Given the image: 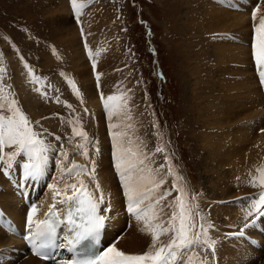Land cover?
I'll list each match as a JSON object with an SVG mask.
<instances>
[{"label":"rangeland","instance_id":"rangeland-1","mask_svg":"<svg viewBox=\"0 0 264 264\" xmlns=\"http://www.w3.org/2000/svg\"><path fill=\"white\" fill-rule=\"evenodd\" d=\"M67 1L70 2V0H0V68L4 69V72L0 73V76L3 77L0 79V87H4V92L9 99L18 101V107L35 125L36 130L44 132L46 141L55 145L56 149L62 140H79L72 137V125L68 123L69 121L79 119L83 130L90 137H94L95 129L93 127L95 128L96 125L93 123L96 117L91 115V110L87 107L89 95H86L87 93L85 94L83 90L87 84L80 81L86 71L88 73L93 71L92 64L84 50L85 37L87 42L86 35H88L86 29L89 30L84 27L86 26L84 24L86 21L90 23L86 27L94 24L95 29H99L100 22L104 21L106 26H104L103 32L106 35L99 31L101 40L98 47H102L103 56L113 53L118 55V58L111 62L115 67L112 66L114 69L113 71L110 69V74L117 76L114 80L118 85L120 77L122 86L121 91L117 94L126 93L130 97L129 107L135 136L151 148V153L157 158L159 166L165 165L161 173L166 174L168 167L164 159L165 155L169 158L165 147L169 146L172 149V160H169L180 179L165 175L166 183L162 190L171 189L174 179H176L178 187L185 186L190 196L197 198L195 203L198 204V211L206 215L209 220L214 221L216 227L213 229L212 235H219L223 220L222 217H219L217 222L216 214H214L216 208L210 197L214 201L216 199L208 191L211 190V187L216 186V181L227 178V175L217 169H204L203 164L208 154L213 160L215 154L216 158L222 156V154H217L213 137H219L216 132L220 131L224 125L219 124L213 117L197 118V113L200 111L199 106H193L190 103V85L192 83H196L199 87L196 94L194 93V98L198 103L205 99L210 92L213 93L212 99L218 96V92L211 88V77H208L206 73L209 72L211 58H208L210 57L209 43L202 39L203 28L206 24L202 23L206 20L199 15L200 0H91L86 4L87 6L93 5L94 8L90 6L93 11L90 9V12L81 16L80 24H77L73 13L62 11L61 7L63 8V4ZM260 1L255 0L252 5H257ZM241 3L240 0L233 4V7L235 6L237 9ZM101 6H106L105 11L108 10V13H103V10L100 9ZM260 6H264V3H261ZM251 12L252 9L247 12L248 21H252L250 19ZM79 27H84L86 35L82 37L79 34L74 39V28L77 33L76 28L80 30ZM248 27H251L250 22ZM251 36L250 28L248 37ZM241 37V39H245V37ZM233 42L244 46L243 43L240 45L239 42ZM99 44L102 45L99 46ZM245 47L249 46L245 45ZM74 49L79 54L83 53V60L87 62L89 68L83 67L79 70L72 63V55L69 51L72 52ZM248 55L250 61L253 62L250 53ZM193 57L195 60H199L201 65L197 75L192 66L194 64ZM24 63H27L33 74L39 78L38 83L30 82L28 72L23 66ZM100 69L102 70L101 66ZM96 71H99L98 68ZM253 72L255 73L254 69ZM96 73L98 74V72ZM254 73L250 76L252 78L250 82L255 83L256 81L257 84L258 79ZM89 78L91 79L90 86L95 89L94 73ZM68 79L73 80L80 90L79 98L72 93L67 84ZM101 82H99L100 85ZM36 87L47 93L46 99L34 91ZM206 88H209V91ZM259 94V97H262V92ZM95 96H97L96 99H100V93L96 92ZM251 96L254 95L250 94L249 98H252ZM56 97H59V103L55 102ZM251 103L253 104V101ZM65 104L71 105V108L66 107ZM84 109L88 110L87 113ZM257 114V110H254L251 116H246L243 120L256 119ZM37 121L39 124H36ZM107 123L106 118L100 123L103 131L107 130ZM261 129L263 128H258V132H263ZM49 133L51 135H48ZM56 137H59V140ZM94 138L97 139L96 136ZM160 139L164 140L163 144ZM108 145L111 146L110 139ZM253 145L256 149L262 148V143L255 142L249 149L254 150ZM157 146L163 147L164 152L156 153ZM246 149H248L247 146H245ZM57 152L56 154L50 153L49 160L56 161ZM107 157V163H110V152ZM96 158L97 161H106L102 156ZM236 159L232 158L235 163L237 160L239 161ZM3 167L4 165L1 163V168ZM226 171H229V168H226ZM238 185L234 184L233 190L234 188L238 189ZM246 188H248V195L259 192L257 187L252 188L250 183ZM234 193L238 195L236 190ZM177 194L173 191L172 196L170 195L166 201L174 200ZM32 200L33 198L28 197L20 201V205L27 211L33 205ZM27 201L28 205H24ZM247 202L249 201H244V203ZM235 203H232L235 205L232 207L239 208L242 205L240 202ZM125 213L124 232L128 230L130 221L126 211ZM258 223H264V218ZM115 229L113 227L112 240L109 242L116 247L125 242L126 236L123 234L122 236L120 234L113 235ZM225 229H227L224 232L225 235L236 231L238 230L237 223L225 227ZM247 238H252V236L248 235L246 239H242L246 246H248ZM230 239L236 240V236H228L222 242ZM261 239H263L262 236L253 241ZM127 242L128 240H126ZM145 243V247H147L150 237L145 240ZM260 255L264 254L260 252Z\"/></svg>","mask_w":264,"mask_h":264},{"label":"snow or ice","instance_id":"snow-or-ice-1","mask_svg":"<svg viewBox=\"0 0 264 264\" xmlns=\"http://www.w3.org/2000/svg\"><path fill=\"white\" fill-rule=\"evenodd\" d=\"M70 7L77 24H80V17L87 4L84 0H70ZM259 10L260 5L257 4L251 12V59L255 65L258 88L264 90V15L259 17L257 23ZM80 34L85 37L82 27ZM229 36L224 34L223 38ZM84 50L91 61L99 90L101 76L96 73L97 62L86 37ZM99 54V51L95 53L97 56ZM23 66L30 82L38 83L39 78L33 74L31 67L27 63ZM3 72L4 69L0 68V73ZM67 84L79 98L81 92L74 81L68 79ZM34 91L42 98H47V93L39 87L34 88ZM129 99L126 93L106 97L100 93V102L108 121L112 167L124 198L122 203L128 216L142 225L139 231L150 237L147 249L141 254H129L118 250L115 245L103 249L98 247L101 234L111 219L107 215L111 211V202L106 199L99 182L98 162L92 159L94 155L102 156L103 149L94 137L83 130L79 119L68 122L72 125V137L80 140L75 145L74 153L82 155L91 168L74 160L69 162L71 153L61 146L55 162L59 178L56 183L47 184L52 203L42 219L37 218L38 206L31 205L26 213L27 234L23 239L31 246L34 257L51 261L52 264H216L215 258L219 254L222 240L229 235L243 237L247 228L264 218V168H257V175H252L249 181L252 187L259 186L261 190L242 198L249 201L243 212V226L220 239L214 238L210 233L216 226L198 211V204L195 203L197 198L190 196L185 186H177L176 179L180 177L174 172L167 155L164 157L168 165L165 175L176 179L171 189L162 190L166 179L160 172L165 165L158 168L151 166L147 145L135 136ZM55 102H60L59 97L55 98ZM65 106L71 108V105ZM84 111L87 113L88 110ZM56 139L59 140V137ZM89 148L92 150L89 151ZM155 152L162 153L164 148L157 146ZM50 153L56 154V146L46 141L44 132L36 130L35 125L18 107V101L9 99L4 87H0V163L4 165L0 172L9 177L13 171H19L21 181L39 180L47 173ZM81 176H87L94 188L90 189ZM61 182L63 188L59 187ZM173 191L178 194L174 200L165 203ZM57 205L62 206V214L57 210ZM59 230H62L63 235ZM64 252L69 255L65 257Z\"/></svg>","mask_w":264,"mask_h":264},{"label":"bare ground","instance_id":"bare-ground-1","mask_svg":"<svg viewBox=\"0 0 264 264\" xmlns=\"http://www.w3.org/2000/svg\"><path fill=\"white\" fill-rule=\"evenodd\" d=\"M86 1L88 0H84V2ZM225 1H227L228 3L226 4ZM238 1L240 0H200L199 15L204 17L206 20V22L202 23H206L203 28L204 36L202 37V39L208 41L209 43L208 51H210V57L208 58H211L209 64V72L207 71L206 73L208 77H211V88H214L215 91L218 92V96H216L217 99H212L213 93L210 92L205 97V99H202L201 102L198 103V101L194 98V93L196 94V91L199 87L196 83H192L190 85V103L193 106H199L200 109V111L197 113V118H201L202 116L203 118L213 117L214 119H216V121H218L219 124L224 125V127L220 131L216 132L219 137H213L214 147L217 148L216 151L218 152L217 154H222V156L216 158L215 154L213 160L210 154H208V157L203 164L204 169H217L220 170L222 174L227 175V178L216 181V186L211 187V190L208 191L209 194H211L212 197L216 199L214 201L209 196L210 200L213 201L212 203L216 208L214 214H216L215 216L217 218V222L219 220V217H222L223 220V224L220 225V234L216 236L218 237L217 239L225 236L224 232L227 230L225 229V227L227 228L234 225L235 223H239V221L241 220V216L243 217L244 210L247 209L243 205L249 203H244L243 201L241 203L242 205H240L241 207L238 208L236 206V208L232 207L235 206L232 205V203L222 205L218 204L217 201L224 198L234 197V195H236L234 193V190H236L237 194H240L242 192L247 193L248 188L246 187L249 184L252 176L251 170L262 168V163H264V131L258 132L257 130L260 127L264 129V99L263 97H259V93H264V90H260L258 88V82L257 84L256 81L255 83L250 82V79L252 81V78H250V76H252V74L254 73V68L253 62L250 61L248 55V53H250L249 47H245L243 45L239 46L233 41L221 39L223 32L226 30L238 31V36H243L248 39L250 30L248 24L250 21H248L246 15L247 12H249L251 9L253 10L254 7L251 4L249 7L245 6L246 9L241 10L239 9L241 6L240 5L239 8L236 9L235 6L233 7V4L237 3ZM254 1L255 0H252V2ZM261 3H264V0H261L259 5ZM90 6L93 5H88L83 9V13L81 16L86 15L92 10V7ZM105 8L106 6H101L100 9L103 10V13H108V10L105 11ZM61 9L65 13H72L69 1L64 3L63 8L61 7ZM261 15H264V6H260V10L257 13V23ZM88 24L90 23L85 21L84 25L88 26ZM100 24L101 27L99 29H95L94 24H91V26L89 27H86L84 25L83 26L89 29H86V31H88V35H86V31L84 33L87 36V43L89 44V48L94 54L93 58L97 62L96 69L98 68L99 71L96 72H98V74H100V76L102 77L100 79V81H102V84L100 85L99 90H97V86H95V83V89L93 86H90L91 79L89 78V76L93 74V71H90V73L86 71V74L81 77L80 81L83 84H87V87H84L83 89L85 94L87 93L86 95H89V97H87V107L89 110H91V115L96 117L93 123V125H96L95 128L93 127V129H95L94 133L97 138L96 143H98L102 147V157H104V159L106 160L97 161L96 155L92 157L93 160L98 162L97 175L99 177V182L104 189L106 199H109L111 202V211L107 213V215H109L111 219L108 221V227L102 233L101 242L103 244V248L112 245L109 241L112 240L111 233L113 227H115L116 229L113 235L120 234L122 236L123 234L126 236L125 242L120 243L116 246V248L129 254H141L147 249V247H145L147 243H145V240L148 239L149 236L139 231L142 225L138 224L134 219L130 217L129 228L128 230H126V232L123 231L126 220L124 218L126 208L122 203L124 198L119 187L118 179L116 178L114 169L112 167V158H110V163H107V154L108 152L111 153V146L108 145L110 137L107 134L108 131H103L100 125V123L104 120V118H106V116L104 114L100 99H96L97 96H95V93H101L103 91L102 93H106V96L117 94L121 91L122 86L120 83V77L118 85L114 80L117 76L110 74V69H112V66H114L111 62L115 61V59L118 58V55H115V53H113L103 56V54L101 53L102 47H98V43H100L101 40L99 31L103 35H106L103 32L104 26H106L105 22H100ZM76 29L77 33L75 32L74 28V39L80 34V30H78V28ZM101 45L99 44V46ZM97 51H99L100 53L98 56L95 55ZM69 52L72 55V63L76 66L77 69L80 70L83 67L89 68L87 62H84L85 60H83V53L79 54V52L75 49L74 51ZM97 57H99V59H97ZM193 61L194 64L192 66L194 67V73L197 75L200 71L201 65L199 60H195L194 57ZM100 66L102 67V70L100 69ZM206 89L209 91V88ZM250 94L254 96H251L252 98H249ZM252 101L253 104L251 103ZM259 107H261V109H259ZM254 110H257L258 112L255 121L253 118L251 121H247L245 119L243 120V118H245L246 116H251ZM241 121L243 122L241 123ZM255 142L258 144L262 143V148H258L257 145L256 147L258 149H256L253 145L254 150L249 149L250 146H252V143ZM78 143H80V140H62L58 146V150H60L62 146L64 150L71 153L69 162L74 160L78 164H87L88 167L91 168V165L88 164V161L82 155L74 153L75 145ZM244 145L247 146L248 149L245 150ZM91 150L92 149L89 148V151ZM146 151L151 154V166L153 168H158L159 162L157 158L152 155L151 148L149 146H147ZM233 157L239 159V161L236 159L237 163H235V161L232 160ZM55 162L56 161L54 159L49 160L46 175L43 178L34 181H21L19 171H13L11 173V177H5L2 172H0V264L50 263L31 256L27 251H22L23 237L27 234L25 221L26 213L28 210H24V208L20 205V201H23L28 197H30V199L33 198L32 203H35L38 206L37 218L42 219L44 217L45 213L48 211V206L52 203L51 192L47 188V184L56 183L57 179L59 178V172L56 168ZM226 168H229V171H226ZM160 175L165 174L160 172ZM253 175H257V172ZM248 177L249 181L246 183V178ZM80 178L84 179L89 184L90 189L94 188V185H92L87 176H81ZM236 183L239 184L238 189L234 188L233 190V185ZM59 187L63 188V182L59 184ZM163 188L165 187L162 186V189ZM220 189H222V191H220ZM253 191L256 192V190ZM165 203H167V201H165ZM24 205H28V201ZM57 210L62 214V206L57 205ZM165 211L167 212L168 210L165 209ZM240 212L242 213L241 215ZM261 219L262 218H260V220ZM223 226L224 228H222ZM7 229H9L10 231L8 232ZM13 230L17 231V234H14ZM59 231L60 234L63 235L62 230ZM229 236L233 237L231 235ZM126 240H128L127 243ZM263 256L260 255V251L258 252L250 246H246L240 242H237L235 241V239H230L229 241L226 240V242L221 241L219 254L215 259L216 264H264V261H262L264 259Z\"/></svg>","mask_w":264,"mask_h":264}]
</instances>
